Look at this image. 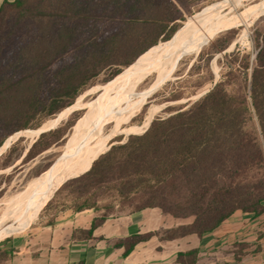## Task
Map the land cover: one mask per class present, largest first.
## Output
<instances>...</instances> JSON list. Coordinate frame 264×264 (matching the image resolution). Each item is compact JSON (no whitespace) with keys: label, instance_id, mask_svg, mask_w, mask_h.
Returning <instances> with one entry per match:
<instances>
[{"label":"trees","instance_id":"trees-1","mask_svg":"<svg viewBox=\"0 0 264 264\" xmlns=\"http://www.w3.org/2000/svg\"><path fill=\"white\" fill-rule=\"evenodd\" d=\"M209 1H4L0 147L10 134L37 129L69 109L102 71L112 68L113 76L121 75L160 40L178 33L183 8L190 12ZM257 45L253 58L239 50L219 58L220 77L206 94L112 145L53 199L73 183L74 210L102 211L87 234L118 210L158 208L175 218H193L167 231L169 239L201 237L238 210L264 214V32ZM210 80L215 82L212 73ZM52 133L43 132L33 148ZM106 199L109 203L99 206ZM153 235H134L118 245L128 255ZM197 254L180 253L177 260L195 264Z\"/></svg>","mask_w":264,"mask_h":264},{"label":"rangeland","instance_id":"rangeland-1","mask_svg":"<svg viewBox=\"0 0 264 264\" xmlns=\"http://www.w3.org/2000/svg\"><path fill=\"white\" fill-rule=\"evenodd\" d=\"M220 1L224 0L199 3L193 6L190 12L183 8L184 19L178 23L180 28L178 33L172 39L160 40L156 47L170 43L185 30L189 19L209 5ZM263 2V0H239L234 5L214 13L210 21L221 24L224 29L208 37L202 44L191 46L183 51L168 69L164 80L162 79L157 87L155 85L149 94H146V91L152 86L154 75L146 76L130 97L111 110L96 126L93 142L109 137L106 149L108 151L112 145L126 142L129 135L144 133L155 117H168L177 110L188 107L217 82L222 69L218 59L225 54L239 50L249 52L252 58L255 57L259 50L257 35L264 32ZM230 40L228 47L219 52L218 50ZM208 67L214 76V83L210 80L211 73ZM127 70L128 68L119 76H113L112 68L102 71L94 84L81 93L72 105L65 108L70 107L69 109H63L65 110L63 113L46 119L37 129L18 131L4 140V144L0 147V218L8 207L13 204L16 206L11 215L0 224V241L8 237V232L11 230L24 226L49 201L51 203L57 200V209L66 207L74 209L72 203L76 185L70 183L65 185L53 199L54 193L42 204V207L20 225L26 208L36 199L35 196L25 194L34 191L37 187L35 181L70 155V143L79 124L95 105L108 100L110 93L107 87L116 83ZM141 97H144V100L140 105ZM151 112L152 116L148 121L147 115ZM147 122L148 125H146ZM43 131L55 133L44 137L33 148ZM47 145L49 147L40 152ZM53 164L54 166L50 168ZM108 203L109 199H106L101 201L99 206L103 207Z\"/></svg>","mask_w":264,"mask_h":264},{"label":"crops","instance_id":"crops-1","mask_svg":"<svg viewBox=\"0 0 264 264\" xmlns=\"http://www.w3.org/2000/svg\"><path fill=\"white\" fill-rule=\"evenodd\" d=\"M57 207V200L46 204L24 226L8 232L0 241V264H180L178 255L194 250L195 264H264V214L238 210L201 237L169 239L164 237L167 231L193 218H175L158 208L118 210L87 234L101 210ZM148 233L154 235L128 255L118 245L122 239Z\"/></svg>","mask_w":264,"mask_h":264},{"label":"bare ground","instance_id":"bare-ground-1","mask_svg":"<svg viewBox=\"0 0 264 264\" xmlns=\"http://www.w3.org/2000/svg\"><path fill=\"white\" fill-rule=\"evenodd\" d=\"M237 1L239 0H224L209 5L189 19V24L185 30L170 43L155 47L145 53L133 66L128 68L116 83L107 87L110 97L107 101L95 105L79 124L78 130L70 143V155L65 160L58 162L50 172H46L44 176L41 175L42 177L35 181L37 187L34 191L25 194L35 196L36 199L26 208L20 224L24 223L29 216L42 207V204L53 196L55 190L60 188L65 181L86 172L97 156L106 151L109 137L93 142L94 130L104 117L130 97L146 76L149 74L154 75L153 84L146 91V94H149L152 88L155 85L157 87V84L165 78L168 69L183 51L191 46L202 44L208 37L223 30L221 24L212 23L210 19L218 10L234 5ZM143 100L144 97H141L140 105ZM151 116L152 112L147 115L148 121ZM146 125H148V122ZM15 206L13 204L7 208L0 218V224L11 215Z\"/></svg>","mask_w":264,"mask_h":264},{"label":"water","instance_id":"water-1","mask_svg":"<svg viewBox=\"0 0 264 264\" xmlns=\"http://www.w3.org/2000/svg\"><path fill=\"white\" fill-rule=\"evenodd\" d=\"M215 83H216V82H215ZM215 83H214V84H215ZM208 91H209V90L203 92L198 98H200L201 96H203L204 94H206ZM43 132H45V131H43ZM43 132H41L40 135H41ZM40 135H39V136H40ZM103 153H104V152H103ZM0 155H1V154H0ZM58 159H59V158H58ZM58 159H57V160H58ZM96 159H97V158H96ZM96 159H95V160H96ZM57 160H56V161H57ZM54 164H55V163H54ZM54 164H53L50 168H52V167L54 166ZM90 168H91V167H90ZM90 168H89V169H90ZM89 169H88V170H89ZM88 170H87V171H88ZM87 171H86V172H87ZM86 172H84V173H86ZM84 173H83V174H84ZM81 175H82V174H81ZM79 176H80V175H78V176H76V177H79ZM74 178H75V177H74ZM65 182H66V181H65ZM65 182H64V183H65ZM64 183H63V184H64ZM58 189H59V188H58ZM58 189H57V190H58ZM57 190H55V192H56Z\"/></svg>","mask_w":264,"mask_h":264}]
</instances>
